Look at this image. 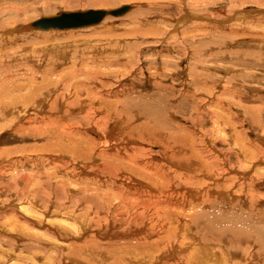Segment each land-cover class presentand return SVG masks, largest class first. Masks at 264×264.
Masks as SVG:
<instances>
[{"label":"bare ground","instance_id":"6f19581e","mask_svg":"<svg viewBox=\"0 0 264 264\" xmlns=\"http://www.w3.org/2000/svg\"><path fill=\"white\" fill-rule=\"evenodd\" d=\"M119 8H123V10L125 8L127 14L132 10L130 5H123ZM8 10L10 12L14 11L12 13L15 18V13L23 11L21 8H13V6ZM60 12H57L56 15ZM240 14H245V18H250V16H256V14H264V11L252 9L248 12L242 11ZM56 15H47L40 18ZM124 16H107L102 22L109 18L116 21ZM17 17H19L18 14ZM40 18L30 21L26 25L20 24L24 26H19L20 28L17 29L10 27V30H5V32L14 35L16 32L20 33L21 30L29 33L59 30L67 31V34L70 35L80 30H92L91 27H88L90 29L79 30H38L32 28L31 24ZM230 18L221 23L225 24V22L231 20ZM181 19H185L184 22L191 21V19L202 20L201 17L190 14ZM110 20L109 22H111ZM139 24L138 27L142 29L143 24ZM9 25L11 24L9 23ZM250 27L251 25H248V28ZM251 28L253 29V27ZM231 34L237 35L238 32H231ZM261 41L255 42L254 40L258 48L260 47L259 51H251L245 53L244 56H242V53L233 52V56H231L235 60L230 62L226 60L227 63H224L223 67L219 69L228 74L224 76L225 78L229 76L227 79L205 71L200 76L199 74L198 76L192 74L190 81L188 79V82H184L187 84L188 89H195L194 92L189 91L188 96L193 101L191 105H193L192 111L197 114L196 120L200 124L205 122L203 117H210L213 127L224 133L225 138L220 140L227 146L225 150L228 151L218 148L217 142L220 140L213 138L207 129V131H204V123L201 125L202 128L199 126L202 129L200 133H202L203 138L200 137L202 135L196 134L195 129L191 133L192 131L189 128V130L187 129L188 126L183 125L185 128H182L181 135L178 130L176 132L167 128V122H173L172 120L175 118L171 115L172 111L163 117L166 124H161L162 115L160 114L161 119L158 120L159 118H157L159 122L156 124L151 121L150 117L148 121L145 120L147 123H138L135 126L133 116L139 118V115L133 113V116H131V112L134 110H130L132 107L127 103L130 100L133 101L134 98H132V93L128 89L125 88L121 92V96L120 93L116 94L117 101L113 104L108 101V97L112 96L111 90L107 92L106 87L105 90L103 86L99 87L95 83L88 84L86 82L88 81L87 78H93L96 75L92 69L97 67L98 64L99 66L109 65V68H112L113 65L123 66L124 63L127 68L131 66V64L129 66L130 61L128 62L126 57H115L114 60L109 57V51H112L111 54H113L115 53L114 48L121 47L119 45L120 41L114 42V40L107 38L105 43H101V45L84 43L87 46L86 49L80 50L81 58L84 61L77 64L80 68L73 64L72 71L69 72V77L66 78L67 83L56 82L55 77H52V73H49L56 69L54 68L57 67L56 64L53 69L49 68L45 73H42L43 70H41L42 74H35L37 70L33 72L34 74L31 75L29 82L33 84L37 82L36 84L39 85L38 79L42 81V84L37 88H30L29 86L26 89L28 84H19V81L16 84L18 74L13 77L10 73L9 78V73L2 74L9 81H7V78H5L6 80L2 79L6 84L3 83L4 85L0 87V96H7L4 98L5 101L0 99V131L6 132L7 130L8 132L10 130L17 134L26 133L25 130L28 126L35 122L34 131L36 130V132L32 136L46 139L45 151L42 154L48 156L46 162H52L55 166L54 170L59 174L61 180L53 181L54 176H50L53 180L49 179V182H43L38 180L41 178L42 173L38 174L32 183L33 186L29 185L30 187H27L30 190L25 191L28 194L26 198L17 204L12 202L11 213L4 217L3 222L0 221V229L8 228L16 232L28 231L29 229L35 230L40 237L33 236V234L31 237L29 234L30 237L17 240L18 238H14L17 236L13 235V239L24 243V246L36 251L38 254L45 253L44 247L46 245L50 247L49 250L53 245L61 261H66L65 263L260 264L263 262L264 264V254L259 253L261 247L259 246V248L258 244L251 241L254 236L252 237L251 234L242 230L238 231L236 227L228 230L230 226L227 227L226 224L230 222L224 220V217L226 219L225 213L227 214L229 210L227 212L225 209L217 210L220 212L215 211V209L221 207L218 205L228 207L232 211L237 207L239 208V200L245 199V203H243L248 202L252 207V213L250 209V214L247 213L249 216L247 221L255 223L258 221L259 216L258 214L254 216L253 211L257 205L261 203L264 205V195L260 194V190H258L264 184L263 98L257 97L258 101H262L260 107L254 108V106V109H247L243 105L246 102L244 101L245 97L242 95L244 90L261 91L260 88L252 86L248 82L264 74V48ZM130 48L132 47L130 46ZM105 57L112 60H105L108 63L100 65ZM157 63L165 65L164 62L160 61V58ZM254 64L256 65L255 73L245 69V74L240 75L243 74V72L239 73L240 67L247 68L254 66ZM194 65L192 66L194 67ZM179 66L181 65L179 64ZM88 67L89 70H86ZM175 68L168 73L169 76L168 74L166 76L167 70L155 67L154 76H150L154 79L153 84L161 96H168L167 93H171L169 91L176 89L173 86L174 83L170 86L164 84L166 80L169 79L170 81V79L172 80L175 76L180 75V69ZM198 68L196 66L195 69ZM236 70H238V74L233 75ZM73 71H76V73H72ZM230 73L232 75H229ZM26 76L24 75V77ZM132 76H135V74ZM19 77L23 79L22 76ZM59 78H61V81L65 79L63 76ZM151 78L148 79L151 80ZM85 79L87 80L85 81ZM180 84L182 83L180 82ZM221 86L223 90L220 91V95H217L216 90ZM202 88L204 92H198ZM25 89L27 92L22 93V91H26ZM175 93H177V90ZM227 95L231 96L232 99L226 101L225 97ZM122 97L128 99L124 101L121 99ZM211 98L217 99L215 104L217 111H215L216 109L212 110V114L209 113L210 108L208 106L209 111L207 112V109L202 110V105H199ZM234 110H237V112H234ZM241 110L244 111L245 115L242 114ZM252 111L253 116H250L249 113ZM223 112L229 115L234 112L233 119L227 118ZM5 120L7 122L3 123L4 125L1 124ZM23 124L25 125L23 126ZM176 124L174 123V125ZM246 125V131L240 129ZM28 129L30 130V128ZM225 129L231 130V132H227L228 140ZM183 134L188 139L184 138ZM249 134L254 135L255 139H249ZM153 147H157V152L152 151L154 150ZM7 155L0 157V170L8 161L9 156ZM43 159L46 158L43 157ZM0 177H2V174H0ZM27 180L24 181L26 186L29 184V180ZM22 182L21 186L24 185ZM18 187H20V183ZM15 192L19 194V190ZM42 192L47 196L46 204L42 205L43 207L39 205ZM22 194L24 193L22 192ZM214 201H217L216 204ZM4 205L0 206V209H4ZM240 206L244 205L240 204ZM202 211L204 213H201ZM244 212L242 213L244 214ZM262 214L259 221L264 223V215ZM251 216L252 219H250ZM207 220H213L220 225V230H214L215 228L211 227V221L208 223ZM225 222L227 223L225 224ZM244 226L246 229L256 230L259 235L255 237H258L259 242L262 241V244L259 245L264 246L262 228H259V225L244 224ZM43 228L45 231L42 233ZM256 231L253 232L256 233ZM9 234L12 235V233ZM238 236L242 237L243 240H239L244 241L245 250L240 251L241 246L239 245L240 248L235 246L234 239L237 240ZM261 251L263 252V250ZM84 260L86 262H83Z\"/></svg>","mask_w":264,"mask_h":264},{"label":"rangeland","instance_id":"374dc122","mask_svg":"<svg viewBox=\"0 0 264 264\" xmlns=\"http://www.w3.org/2000/svg\"><path fill=\"white\" fill-rule=\"evenodd\" d=\"M123 5L132 6V10L130 11L129 14L127 15L125 14L124 17L116 21L110 20L111 18H109L107 19L108 22L106 20L105 22H102L98 25L90 26L92 30L86 27V29H90V30H80V31L71 33L70 35L67 34V31H59V30L58 31L52 30L49 32H35V33L33 32L29 33L25 31L22 32L23 30H21L20 33L16 32L14 33V35H12L11 33L8 34L5 32V30H10V27H12V29H17V28H20L26 25L32 20L38 19L43 16H47V15L48 16L56 15V13L60 11L77 12V11H88V10H112V9L119 8ZM12 6L13 8L14 7L19 8V9L21 8V10H23L20 12L21 14L19 12L15 13L16 18H15V15L13 14L14 11L10 12L8 10L9 8H12ZM252 9H261L264 11V0H255V1L254 0H0V11H1L0 12V59H1L0 60V75L4 73H9L8 75V78H9L10 73L12 74L13 77H15L16 74H18L16 76V81H15L16 84L18 83L24 84V85L28 84L26 86V89L29 88V86L30 88L32 87L37 88V86H40L42 84V81L41 79L40 80L38 79L39 85L36 84L37 82L34 84L30 83L29 79L30 77L33 76L32 75L34 74L33 72H36L37 70V73L35 74L45 73L47 69L49 68L53 69V66L56 64L57 67H54L56 69L49 73L50 74L52 73V77H55L54 80L56 82L59 81L61 84L67 83L66 78L69 77L68 76L70 74L69 72L72 71L71 67L74 65L78 66L77 64H80L84 61V59L81 58V53H80L81 49H86L87 47L84 45V43L101 45V43H105L107 38H109V40L111 39L114 40V42L120 41L119 43V45H121L120 48H123L125 50L121 49L122 50L121 51L120 48H114L115 53L111 54L112 51H109L110 56L108 54L107 56L112 57V59L115 57L119 58L120 56L126 57L127 61L128 62L130 61L129 66L130 64L131 66L127 68L124 66L125 65L124 63L123 66L113 65L112 68H109V65H102L103 63H108V62H105V60L106 61L110 60L105 57V59L103 58L104 60H102L103 62L100 64L102 66H99L98 64L96 65L97 67L92 69L93 71H95L96 75L93 78H87L88 81H86L87 79H85V81L88 84L95 83L99 87L103 86L105 90L106 88L108 89L107 92L111 90L110 92L112 93V96L108 97V101L112 102L113 104L115 103V101H117L116 94L120 93V96H121V92L125 88L128 89L132 93V98H134L133 101L130 100V102L127 103V105H131L132 107L130 108V110H134L133 112L130 111L131 116H133V113L139 115L138 116L139 118H136V116H133L134 117L133 123L135 126L138 125V123L139 124L147 123L146 121H148L149 120L148 118L150 117H151L150 118L151 121L154 124L158 123L159 121H157V118H159L158 120H160L161 117H162V119L160 120L162 121L161 124L162 123L166 124V120H164L163 117H165L167 113H170L172 111L171 115H173L175 118H173L172 120L173 122L171 121L170 123L167 122V128H169L170 130L176 131V132L179 131L180 132L179 134L181 135L182 128H185L188 126L187 129L189 128L192 131L191 133H193L194 132L193 130L195 129V132H197L196 134L200 136L202 135V133H200V131H202L201 125L204 123L203 124L205 125L204 131L208 130L210 132V135L213 136V138L223 140V138H225L224 133H222L220 129L213 127V122H211L212 119L210 117H203L205 122H201L200 124L196 120L195 117H197V114L194 111H192L193 105H191L193 101L188 96L189 91L194 92L195 89L193 88L188 89V87L186 86L187 84L185 83L188 82V79L190 81L192 74L194 76H198L199 74L200 76L205 71H209L210 73H213L218 77L219 76L224 77L225 75H228V74H225L219 69L223 67L224 63H227V61L230 62L232 60H235L232 57L233 52L242 53V56H244L245 53H250L251 51L252 52L259 51L260 47L258 48V45L255 42L261 41L262 39L263 40L261 41V45L263 44V48H264V36H263L264 34V30H263L264 29V14H258V15L256 14V16L255 15L250 16V18L249 17L245 18L246 16L245 14H240V12L242 13V11L248 12ZM8 11H9V14H8ZM17 14L19 17H17ZM187 14H190L193 16L194 15L199 16L201 17L202 20L196 21V20L191 19V21L184 22L185 19H181V18H184ZM228 17L229 18L231 17L230 18L231 20L225 22V24H222L221 22L228 20L229 19ZM7 19H9L10 21L9 20L7 21ZM109 20L111 22H109ZM9 23L11 25H9ZM139 23L143 24L144 27L142 29L141 27L140 28L138 27L140 25ZM20 24H24V25H20ZM248 25H251L253 29L251 27L248 28ZM81 29H84V28H81ZM231 32L233 33L238 32V34L237 35L231 34ZM241 32L243 33V35H241L242 34ZM162 37L163 39L164 38L165 39L163 40ZM130 46L132 48H130ZM123 51L124 53H122ZM214 51L216 55L214 54ZM227 53H229L230 55H228ZM200 54L203 56H201ZM189 55L191 57L193 56V58H191ZM8 58L10 59V62ZM15 58H17L18 60ZM19 58H22V59H19ZM159 58H160V61L165 63V65H159L157 63V60H159ZM216 58L218 59V61L219 60L220 61L218 62ZM195 59L197 60V62H195L196 61ZM166 64L168 65L167 68H166ZM179 64L181 66H179ZM192 65H194V67ZM196 66L197 68L199 66L200 69L199 68L195 69ZM78 67L80 68V66ZM155 67H160L164 70H167L165 73L166 76L168 73L171 72V70H174L173 68L176 67L175 69L177 68L178 70L180 69L179 70L180 75L175 76L173 78L174 80L170 79L169 81L168 79V81L166 80L164 82V84L167 86H170L171 84L174 83L173 86L176 88L172 91H169L171 93H167L168 96H164V95L161 96L158 93L159 91L157 90L156 86L153 84L154 79L151 78L150 76H154ZM68 68L69 70H67ZM102 68L104 70H101ZM239 69H240L239 73L243 72V74H240V75L245 74L244 73L245 69H248L249 72L255 73L256 65L254 64V66H250L247 68L240 67ZM24 70L26 71L24 72ZM41 70H43L44 72L41 73ZM86 70H89V67L88 69L86 68ZM181 72H184L186 75L188 74L187 76L189 78L184 73H181ZM72 73L75 74L76 71H73ZM231 73L229 75H232ZM233 73H234L233 75L238 74V70H236ZM134 74L135 76H132ZM24 75L25 76L27 75V76L24 77ZM2 76H0V83H1L0 87L4 85L3 83H5V81L2 79L7 78L4 75ZM19 76H22L23 79H21V77ZM61 76L65 77V79H63L62 81H61V78H59ZM180 77L181 79H179ZM228 77L226 78L224 77V78L227 79ZM8 78H7V81H9ZM140 78L141 80H139ZM148 78H151V80ZM180 82L182 84H180ZM248 82H250L249 84H252V86H256L260 88L261 91L259 92L249 91V90L242 91V95L245 97L244 101L246 102V103H243V105L246 106L247 109L249 108L254 109V108H257V106L260 107V105H262V101L261 100L258 101L257 97L263 98V104H264V93H263L264 92V74H262L257 79L254 78V80H251ZM185 88H186V91H185ZM176 90H177V93H175ZM222 90H223L222 86L217 88L216 90L218 92L217 95H220V91L222 92ZM23 92H27V90L22 91V93ZM198 92L200 93L204 92L203 88L199 90ZM143 95H146V96H143ZM6 97L7 96H4V97L0 96V99L4 100V98ZM225 98H226V101L232 99L231 96L229 97L228 95ZM121 99L125 101V99L127 100L128 98L122 97ZM211 99H208L207 102L204 101L205 104L203 102H202L203 104L202 103L199 104L200 106L202 105L201 109L202 110L207 109L206 110L207 112L209 111V108H210V112H209L210 114L213 113L214 109H216L215 111H217V107L215 105L217 102V99L216 98H211ZM147 100H149L150 102ZM219 112L221 113L222 111H219ZM234 112H237V110H234ZM234 112L232 113L234 114ZM241 112L242 114H244L243 110H241ZM224 114L226 115L227 118L229 117L233 119V114L232 115L231 114L229 115L227 113H224ZM249 115L253 116V111L250 112ZM153 116L154 117L156 116V117L154 118ZM6 122L7 121L5 120L1 124L6 123ZM174 123L175 124L177 123V124L174 125ZM31 124L32 125L28 126L30 130L28 128L25 130L26 133L21 132L20 134L19 133L17 134L16 132H12L10 130H8V132L7 130L6 132L0 131V152H1L0 157H3V156L5 157L7 154H8L7 156H9L7 158L8 161L6 165L4 164L5 166L2 168V170H0V174H2V177H0V206L5 204L4 205L5 210L0 209V221L1 222H3L4 217H7V215L11 213L10 211L12 207L11 206L12 202L17 204L21 202V200L26 198V195H28L26 192L27 190H30L27 187H30L32 185L33 181L37 178L38 174L42 173L41 178H39L38 180H41L43 182H49L48 180L52 179L50 176L52 177L54 176L53 177L54 180L52 179L53 181L61 180L59 174L56 173V171L54 170L55 166L52 164V162L50 163L49 161L46 162L48 156L45 154H42L45 151L44 145L46 144V139H40L38 137L37 138L33 137L32 135L36 132V130L34 131V128H35L34 126L36 124L35 122ZM24 125L25 124H23V126ZM248 125L251 126L250 124ZM177 126L179 127L177 128ZM244 127H241L240 129H243L246 131L247 125ZM225 131H226L227 140H228L227 132L228 131L231 132V130L225 129ZM182 136L184 138L186 137L184 134ZM200 137L203 138V135ZM249 137H250L249 139H255L254 135L249 134ZM186 139L188 138L186 137ZM220 141L217 142L218 148L223 149L224 151H228V150H225L227 146L224 145L222 141L221 142ZM199 142H200V139L198 141V145H199ZM203 146H204V143H203ZM153 149H154L152 150L153 152H157L158 150L157 147H153ZM38 156H40L42 159L43 157L46 159H43V161H41L42 159L39 158ZM70 170L72 171V169ZM5 175L6 176L8 175V177H6ZM2 178H4V180H2ZM25 180H27L29 183V184L26 183L27 186L25 185V182H26ZM21 182L22 184H24L23 186H21ZM19 183H20V187H18ZM18 190H19V194L18 192H15ZM258 190H260V194L264 195V184L261 187H259ZM22 192L24 194H22ZM43 194L44 193L42 192L40 195L41 200L39 201L40 203L39 205L41 206L45 205L47 201L46 194L44 195ZM16 196H17V199H16ZM214 202L216 204L217 201H214ZM238 202H239V208L237 207L236 208L237 210L233 209L231 211L228 207L226 208L223 205H218V206H221L222 208L220 207L218 209H215V211L217 210L221 211L222 209H225V211L227 212L229 210L227 214L225 213L226 219L224 217V220H228L230 222L229 224L225 222V224L227 223L226 224L227 227L230 226L228 230H230L232 227H236L238 231L242 230L246 233L248 232L249 234L252 235V237L254 236L251 241L258 244V247L259 246L261 247V248L259 247L260 248L259 253L264 254V246L259 245V244H262V241L259 242V239H257L258 237H255L259 235V233L257 234L256 230H250L249 228L246 229L245 228L246 225L244 226V224L259 225V228L261 227L262 232H264V223L259 221L261 218L260 215L262 213H263L262 215H264V205L263 203H261L257 205L256 209H254L253 215L257 216L258 214L259 219L255 223H251L247 221V219L249 218L248 214H250L249 209H250V212L252 213L251 205L248 202L244 204L245 199L239 200ZM240 204L244 206H240ZM220 211H217V212H220ZM242 212H244V214ZM201 213H204V212L202 211ZM236 219L239 222L242 221L243 224L242 222L237 223ZM250 219H252V216L250 217ZM231 220L233 223L231 222ZM209 221H211V227L215 228L214 230H220L221 228L220 225H218L213 220H207L208 223H210ZM44 231L45 229L43 228L42 233ZM253 231H256V233ZM0 233L2 234L0 236V264H32V263L33 264H44V263L51 264L52 262H53L52 264H59V263L64 264L66 262V261H61V258L60 256H58V252L54 249L53 245H51V250H49L50 247L46 245L44 247V249L46 250L45 253L43 252V254L42 253L38 254L36 251L24 246V243L17 242V240L21 238L26 239L30 236L32 237V234L33 236H39V233L36 232L35 230L29 229L28 231L16 232L13 230H9L7 228L3 230L0 229ZM9 233H12V235ZM13 235H16L17 237H14ZM13 237L18 238V239L14 240ZM238 237H237L238 241L234 239L235 246L238 248H240L241 246V249H239L240 251L245 250L246 247L243 244L244 241H240V240H243L242 237H239V238ZM261 250H263V252ZM26 251H29V252H26ZM48 255L50 256L48 257ZM33 260L34 262H32ZM10 261H12L13 263H11ZM83 262H86V260H84ZM65 264H74V263L67 262ZM260 264H263V262H261Z\"/></svg>","mask_w":264,"mask_h":264},{"label":"water","instance_id":"95a60500","mask_svg":"<svg viewBox=\"0 0 264 264\" xmlns=\"http://www.w3.org/2000/svg\"><path fill=\"white\" fill-rule=\"evenodd\" d=\"M127 14L126 9L88 10L77 12H60L56 16L40 18L31 24L38 30L48 29H81L100 24L107 16L119 17Z\"/></svg>","mask_w":264,"mask_h":264}]
</instances>
